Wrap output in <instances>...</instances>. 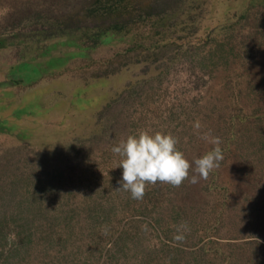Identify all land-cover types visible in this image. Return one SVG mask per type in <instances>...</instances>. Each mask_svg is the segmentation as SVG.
<instances>
[{"label": "rangeland", "instance_id": "rangeland-1", "mask_svg": "<svg viewBox=\"0 0 264 264\" xmlns=\"http://www.w3.org/2000/svg\"><path fill=\"white\" fill-rule=\"evenodd\" d=\"M86 1L0 0L11 38L0 45V264H264V0H185L158 34L146 26L143 46L81 29L75 40L94 47L55 75L2 87L18 62L76 50L59 29L97 23L83 22ZM140 131L172 134L190 162L214 147L204 134L219 137L223 160L132 199L111 148ZM5 168L30 178L12 185ZM56 212L68 220L59 238L47 226Z\"/></svg>", "mask_w": 264, "mask_h": 264}, {"label": "trees", "instance_id": "trees-1", "mask_svg": "<svg viewBox=\"0 0 264 264\" xmlns=\"http://www.w3.org/2000/svg\"><path fill=\"white\" fill-rule=\"evenodd\" d=\"M185 0H88L86 4H84L83 9L87 10L85 15L83 16V22L87 20H96L97 23L87 25V26H71L68 27V23L65 25L67 27H61L59 30L68 29L63 35L67 36L66 44L76 46V50L73 51H64L63 54L57 52L54 53L51 51L52 47L48 49L46 52H42L41 60L37 59V56L29 57L28 59L22 60L14 65L11 68L8 75V80L2 81L1 85L6 86L9 82H13L14 84H27V83H36L39 79L44 78L45 75H55L60 67L65 64L69 58L75 57L77 55L82 54L86 48L91 49V44H83L82 42H77L75 40V36L80 33H88L93 36L91 39L98 42L103 40L102 42L109 41L111 42L114 39L122 40L127 34L130 33L131 36L134 38L136 36L139 37L138 40L135 41L133 46H137L140 44L143 46L145 43L143 40V32L146 33V26H149V29H154L156 34H158L159 29H156L159 26H164L166 23V17L160 18L161 16H170V18L177 16L178 10L181 8V3H184ZM171 9V12L169 10ZM249 12V8L247 9ZM163 14V15H162ZM164 20V21H163ZM99 21V23H98ZM161 21V25H160ZM48 22H43L46 24ZM179 24V23H178ZM171 25V24H170ZM96 28V31H94ZM187 28V27H186ZM184 28V29H186ZM229 30V28H227ZM41 31L38 32H30L41 34ZM61 32V31H60ZM186 32V31H185ZM56 34V33H55ZM58 35L62 33H57ZM190 34V33H189ZM19 35V38H28L27 35ZM183 36V35H182ZM179 35V38L176 39H184L186 36L182 37ZM114 37V38H113ZM210 35H203L202 38L205 40L210 39ZM18 38V37H17ZM87 38V37H86ZM113 38V39H112ZM11 39L9 36L2 35L0 36V45H6L7 40ZM201 40V38H199ZM93 41V42H94ZM85 42H89L86 40ZM77 48H79L77 50ZM86 49V50H88ZM179 50H177L178 52ZM181 52L179 51L178 54ZM31 58V59H30ZM161 72L159 71L156 75L157 79H160ZM155 79V78H153ZM143 84V83H142ZM139 85H137L138 87ZM141 86V85H140ZM76 90V89H75ZM81 90H76V93L80 95ZM82 98V97H81ZM74 102V101H73ZM78 105V103H76ZM73 108V107H72ZM24 113V112H22ZM19 115V114H18ZM21 115V114H20ZM9 120V119H8ZM10 122V120H9ZM9 122L4 121L3 123L9 127ZM16 122L17 121H12ZM18 125V124H17ZM18 127H11V129H17ZM5 170V175L9 178L15 177L13 180L12 185L16 184L17 182L23 183L28 181L30 178L28 175H25L23 172L17 173L18 168H15L14 171H10L9 174ZM262 173V172H260ZM255 193L263 194L264 193V173L262 175L257 174V178H255ZM10 182V181H9ZM4 183L0 180V189L5 188L3 186ZM33 217L38 218V216L43 217V213H35L33 210ZM68 221L67 219L63 218L62 212H56L55 214H51V217L48 220V233L52 232L53 235L57 236L56 238L60 237L62 229V222L65 223ZM157 221L160 222L159 218ZM68 223V222H67ZM67 226V225H65ZM72 230V229H71ZM69 230L68 236H74L75 231ZM52 237V236H51ZM44 238V237H43ZM55 257L53 256V260ZM54 264V263H53ZM57 264V263H55Z\"/></svg>", "mask_w": 264, "mask_h": 264}, {"label": "clouds", "instance_id": "clouds-1", "mask_svg": "<svg viewBox=\"0 0 264 264\" xmlns=\"http://www.w3.org/2000/svg\"><path fill=\"white\" fill-rule=\"evenodd\" d=\"M194 129H200L199 120L193 123ZM202 139L214 145L211 151L190 162L184 154L177 149L176 137L170 133L156 132L150 134L140 131L135 135H128L121 139L118 144L113 145L111 151L120 157L119 166L122 169L120 188L130 192L132 199H142L146 184L157 182L169 183L178 187L189 178V169L195 165L194 172L200 178H206L211 170L219 166L223 160L219 137H210L204 134ZM191 183H197L196 175L191 176ZM147 226H145L146 228ZM182 227L187 230V226ZM185 236L177 230L173 240L182 242Z\"/></svg>", "mask_w": 264, "mask_h": 264}]
</instances>
